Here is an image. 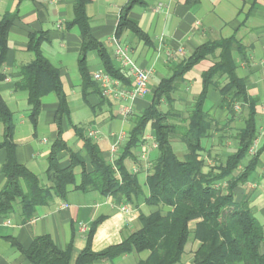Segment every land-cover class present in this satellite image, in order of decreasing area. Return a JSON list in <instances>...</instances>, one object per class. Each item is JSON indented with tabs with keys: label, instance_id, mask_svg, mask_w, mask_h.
I'll use <instances>...</instances> for the list:
<instances>
[{
	"label": "crops",
	"instance_id": "crops-1",
	"mask_svg": "<svg viewBox=\"0 0 264 264\" xmlns=\"http://www.w3.org/2000/svg\"><path fill=\"white\" fill-rule=\"evenodd\" d=\"M129 1L89 0L86 5L92 35L105 46L111 63L121 75L118 79L128 90L133 88L134 79L115 57L111 37L116 34L121 12ZM76 2L0 0V23L6 17L13 18L7 33L5 52H2L0 44V75L4 76L0 80V95L14 123V158L37 174L42 182H47V158L58 138L56 116L59 98L55 92L42 97V108L34 125L28 93L16 88L17 82L22 79L21 67L36 58L29 48L31 36L42 31L47 33L48 39L41 44V50L50 63L59 69L67 97L69 116L62 118V137L71 149L80 151L84 146L83 139L73 128V125H77L99 145L104 157L114 162L129 139L134 127V115L150 106L160 80L169 76L175 65L189 58L204 43L232 36L242 46L234 52L237 72L246 81L249 97L257 100L258 138L255 151L264 145V0H142L135 4L127 18L144 35L126 27L118 38L119 43L129 49L130 56L137 64L152 71L151 92L135 100L100 95L96 91L100 88L99 84L93 80L96 86L87 88V94L84 93L86 80L79 62L83 37L78 25L69 26L74 18ZM213 60L212 57L203 60L185 74V80L176 86L173 94L176 109L186 114V109L202 92V74L212 66ZM86 63L90 77L97 70H106L104 58L98 50L87 54ZM222 100L221 91L210 86L205 108L216 119L218 126L213 127L210 137L204 140L207 146L204 153L205 171L217 167L237 150L235 135L245 126L247 106L237 103L232 115L221 107ZM129 105L132 113L125 115L123 108ZM164 105L166 107L163 108L167 109V105ZM93 131H97L96 138L91 136ZM5 132L6 122L0 120V190L6 184L3 167L9 155L7 146L3 144ZM175 141L177 151L183 155L184 147L180 144L179 135L173 136ZM115 143L119 145L117 151L112 149ZM156 150L155 132L149 123L140 146L134 151L135 156L127 158L124 165L144 182L150 168L148 164ZM69 162V152H61V166L66 167ZM87 164L90 168L88 158ZM76 172L79 173L80 169ZM235 195L238 202L247 197L264 221V151L260 154L255 172L245 185L235 189ZM124 206L128 209L123 210ZM141 210L148 208L129 204L117 196H105L97 191L84 192L71 186L66 198L56 197L50 204L39 206L36 214L29 219H24L19 209L10 217L0 219V264H34L24 257L14 241L27 249L36 237L43 235L51 236L60 250L70 247V264H76L96 221L101 219L94 229L92 249L101 251L121 243L124 236L141 228ZM197 221L190 222L192 230ZM200 244V241L190 239L183 264H192L193 254ZM149 254V251L127 253L114 261L97 260L95 264H138L145 261Z\"/></svg>",
	"mask_w": 264,
	"mask_h": 264
},
{
	"label": "trees",
	"instance_id": "trees-1",
	"mask_svg": "<svg viewBox=\"0 0 264 264\" xmlns=\"http://www.w3.org/2000/svg\"><path fill=\"white\" fill-rule=\"evenodd\" d=\"M76 1L74 18L69 26L78 25L83 37L79 62L86 80L84 93L87 94V88H94L97 83L87 70V54L90 51L98 50L104 58L105 71L111 76L119 78L121 75L111 63L105 46L92 35L86 13L89 0ZM141 2L130 0L122 10L115 34L118 38L126 27L144 35L127 18L132 7ZM12 19L11 16L6 17L0 23L2 52L7 49V33ZM47 39L45 31L31 36L29 48L36 58L21 67L22 79L16 84L18 90L28 93L34 125L42 108V97L55 92L59 98L56 116L59 133L47 158V182H42L37 174L14 158V123L0 95V120L6 122L3 144L9 153L3 167L6 184L0 190V219L10 217L16 209L21 211L24 219H29L36 214L39 206L50 204L56 197L66 198L73 186L84 192L97 191L105 196H117L129 204L148 208L140 212V229L124 236L121 243L101 251L92 249L94 229L101 219L96 221L76 264L114 261L123 254L143 251L150 254L138 264H183L186 246L192 238L201 243L193 254L192 264H264V221L247 197L238 202L235 195V189L245 185L255 172L260 154L264 151L263 145L253 154L250 152L258 138L257 100L249 97L246 81L237 72L234 52L242 48L237 38L232 36L204 43L189 58L175 65L169 76L160 80L150 106L134 115L129 139L114 162L108 161L99 145L77 125L73 128L84 141L83 149L75 151L63 139L62 118L69 116V108L60 71L41 50V44ZM211 57L214 59L212 66L202 74V92L186 109V114L176 109L173 96L176 86L185 80V74L195 65ZM3 78L0 75V80ZM210 86L218 88L223 94V109L234 115L236 104L244 103L247 116L245 126L235 135L237 150L217 167L205 171L207 146L204 140L210 137L213 127L218 126L216 119L205 108ZM96 91L102 94L100 88ZM164 104L167 109L163 108ZM149 123L155 132L157 150L150 160L146 181L142 182L137 173L127 169L124 161L135 156L134 151L140 146ZM174 135H179L186 146L182 157L173 148ZM63 151L69 152L70 162L66 167L60 163ZM77 169H80L79 173ZM193 220H198L194 230L190 228ZM14 245L34 264H70L71 248L60 250L49 235L36 237L27 249L17 241Z\"/></svg>",
	"mask_w": 264,
	"mask_h": 264
},
{
	"label": "built area",
	"instance_id": "built-area-1",
	"mask_svg": "<svg viewBox=\"0 0 264 264\" xmlns=\"http://www.w3.org/2000/svg\"><path fill=\"white\" fill-rule=\"evenodd\" d=\"M111 43L113 45L115 57L120 62V65L126 68L134 79V86L128 90L123 87L118 78L111 76L105 70H97L92 74L93 79L99 84L101 92L104 96H115L118 99L135 100L136 98L145 97L151 92L150 78L152 71L149 68H145L137 64L130 56L129 49L119 43L118 37L113 35L111 37ZM124 114L128 115L132 112V107L126 106L123 108ZM91 136L97 137V131H93ZM255 145L251 148L250 152H255ZM118 143L113 145V151L118 150ZM146 155V154H145ZM150 166V164H148ZM123 210H127V207H123Z\"/></svg>",
	"mask_w": 264,
	"mask_h": 264
},
{
	"label": "rangeland",
	"instance_id": "rangeland-1",
	"mask_svg": "<svg viewBox=\"0 0 264 264\" xmlns=\"http://www.w3.org/2000/svg\"><path fill=\"white\" fill-rule=\"evenodd\" d=\"M164 107H166L165 105H163ZM132 113V112H131ZM180 144H182L183 145V147H184V153L186 152V146L182 143V142H180ZM173 147H174V150L177 152V154L180 156V157H182V154L181 153H179L178 151H177V146H176V141L175 142H173ZM261 220H262V218L261 217H259ZM263 221V220H262Z\"/></svg>",
	"mask_w": 264,
	"mask_h": 264
}]
</instances>
